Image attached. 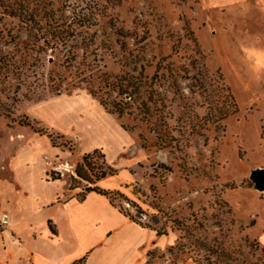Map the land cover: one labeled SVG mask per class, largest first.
I'll return each mask as SVG.
<instances>
[{"label": "rangeland", "instance_id": "obj_1", "mask_svg": "<svg viewBox=\"0 0 264 264\" xmlns=\"http://www.w3.org/2000/svg\"><path fill=\"white\" fill-rule=\"evenodd\" d=\"M83 95L128 134L95 150L112 204L168 240L148 264H264V0H0V184L27 152L86 193Z\"/></svg>", "mask_w": 264, "mask_h": 264}, {"label": "crops", "instance_id": "obj_2", "mask_svg": "<svg viewBox=\"0 0 264 264\" xmlns=\"http://www.w3.org/2000/svg\"><path fill=\"white\" fill-rule=\"evenodd\" d=\"M64 102L75 112L94 109L98 114L86 129V151L119 153L127 145L128 134L92 97ZM28 158L27 152L17 156L9 165L14 182L0 184V264H148V254L168 243L122 213L109 197L96 192L80 196L77 188L66 193L62 181L44 179L47 167L34 174ZM99 183L104 190V180ZM258 241L264 250V227Z\"/></svg>", "mask_w": 264, "mask_h": 264}, {"label": "trees", "instance_id": "obj_3", "mask_svg": "<svg viewBox=\"0 0 264 264\" xmlns=\"http://www.w3.org/2000/svg\"><path fill=\"white\" fill-rule=\"evenodd\" d=\"M75 173L77 176L74 178L75 180L79 179L91 185L87 186L86 193L96 192L108 197L109 193L97 184L108 176H114L116 171L107 165L105 154L100 150H95L91 155L87 154L83 157L82 162L77 165ZM130 219L132 218L130 217Z\"/></svg>", "mask_w": 264, "mask_h": 264}, {"label": "water", "instance_id": "obj_4", "mask_svg": "<svg viewBox=\"0 0 264 264\" xmlns=\"http://www.w3.org/2000/svg\"><path fill=\"white\" fill-rule=\"evenodd\" d=\"M251 181L254 183L256 190L264 191V169H256L251 173Z\"/></svg>", "mask_w": 264, "mask_h": 264}, {"label": "bare ground", "instance_id": "obj_5", "mask_svg": "<svg viewBox=\"0 0 264 264\" xmlns=\"http://www.w3.org/2000/svg\"><path fill=\"white\" fill-rule=\"evenodd\" d=\"M68 166L65 167V169L69 170V168H67Z\"/></svg>", "mask_w": 264, "mask_h": 264}]
</instances>
